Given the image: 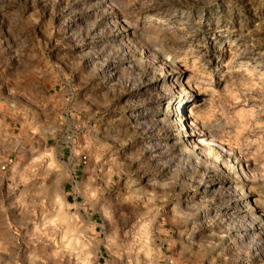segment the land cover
<instances>
[{"label": "rangeland", "instance_id": "374dc122", "mask_svg": "<svg viewBox=\"0 0 264 264\" xmlns=\"http://www.w3.org/2000/svg\"><path fill=\"white\" fill-rule=\"evenodd\" d=\"M98 257L264 264V0H0V264Z\"/></svg>", "mask_w": 264, "mask_h": 264}, {"label": "crops", "instance_id": "0c3cea01", "mask_svg": "<svg viewBox=\"0 0 264 264\" xmlns=\"http://www.w3.org/2000/svg\"><path fill=\"white\" fill-rule=\"evenodd\" d=\"M70 196L73 198V199H77L76 197H74V195H72V194H69V196L67 197V202L68 203H70ZM76 204V203H75ZM95 229H96V227H95ZM103 257V256H102ZM102 257H98L97 258V264H105V263H102V261H101V259H102Z\"/></svg>", "mask_w": 264, "mask_h": 264}, {"label": "bare ground", "instance_id": "6f19581e", "mask_svg": "<svg viewBox=\"0 0 264 264\" xmlns=\"http://www.w3.org/2000/svg\"><path fill=\"white\" fill-rule=\"evenodd\" d=\"M187 113H189V112H187ZM190 115H191V114H190ZM206 140H207V138H206L204 135H200L197 141H198V142H201V143H202V142L204 143V142H206Z\"/></svg>", "mask_w": 264, "mask_h": 264}]
</instances>
